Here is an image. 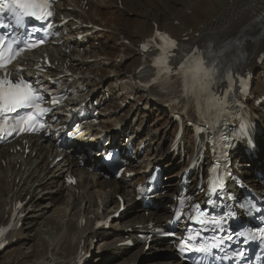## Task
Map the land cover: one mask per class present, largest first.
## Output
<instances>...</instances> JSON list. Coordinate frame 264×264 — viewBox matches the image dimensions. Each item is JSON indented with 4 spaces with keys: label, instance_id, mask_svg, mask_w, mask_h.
I'll return each instance as SVG.
<instances>
[{
    "label": "bare ground",
    "instance_id": "6f19581e",
    "mask_svg": "<svg viewBox=\"0 0 264 264\" xmlns=\"http://www.w3.org/2000/svg\"><path fill=\"white\" fill-rule=\"evenodd\" d=\"M171 1L176 2L177 0H65L58 5L59 15L74 17L88 26L92 25V27L83 28L71 22L69 24L70 35L65 38L64 47H73V52L68 55L62 50L56 51L51 48L52 61L60 62L61 70H66V72L77 76L71 86L82 93V97L78 101L87 103L96 100L98 106L95 109H98L99 115L104 117V124L88 129L86 134L92 133V135L86 142L80 144L82 148L80 155L85 162L84 167L76 159L75 152L67 155L63 151L53 155V151L48 146L50 142H53L50 138L40 146H38L37 140L29 141V149H31L29 154L14 155L4 149L0 150V159L7 161L5 169L0 165V224H4L6 217L17 210L19 202L24 203L20 211L24 215L23 224L18 230L10 232L8 240L11 243L20 244L19 247H25L27 252L21 254L29 257L33 255L34 247H36L35 255L48 250L49 256L44 258L41 254V261L38 262L34 259L36 263L52 264L50 263L51 258L55 259L60 255L64 259H71L72 262L74 260L72 257L79 250L84 251L85 255L88 254L86 242L89 240L92 243L93 238L102 233V230L93 228L95 221L116 212L119 208V201L115 196L123 197L126 209L135 205L131 182L103 179L96 173L99 164L95 155V151L98 149L97 142L102 137L115 139L114 133L126 123L131 112L135 118L141 116L146 126L150 128L154 124H158V122H152L156 119L154 118L155 111L158 121L165 123L164 128L153 131L150 141L147 140L151 136L148 134L145 139L139 142L138 145L144 143V149L137 152L140 159L129 164L138 172L134 182L142 180L150 166L158 164L162 166L165 158L172 161V158L167 156L168 148L164 150L163 145L170 135L174 108L164 106L162 95L157 90L144 91L136 87L137 82L146 81L152 77L150 68L145 67L140 71L138 69L153 55L150 52H144L139 47V44L152 34L153 23H158L160 29H165L172 35L183 39L181 42L189 47L199 45L206 49H212L210 52L212 57L218 56L220 51L233 52L232 50L235 49L233 54L242 59L244 68L250 74L260 65V58L264 54V20L262 18L264 0H216L222 7L217 11L206 10V15L202 5L207 6L210 3V6L213 7L212 0L208 2L206 0L204 2L203 0H184L175 15L171 16L172 19L170 18L160 25L159 13L163 12V8L167 10ZM70 3H73L72 10L67 9V5ZM126 12L134 14V17L128 16ZM149 21L152 22L151 26H149ZM94 26L104 27L110 33L93 34ZM126 30L129 32L128 35L125 33ZM89 33H91L93 42L88 36L81 41L77 39L79 35ZM118 37H121V40ZM127 40L129 45L125 44ZM95 42L99 43L96 45ZM47 51L50 52L49 49ZM222 67L229 74L230 61L224 60ZM206 72L207 76L203 77L205 84L202 87V92H199V95L202 96V104L206 107L214 105V99L223 103L227 95H220L211 87L210 69ZM67 79L65 78V80ZM186 87L189 88L188 85ZM103 92L110 93L111 100L107 99ZM117 93H120V96L117 97ZM133 94L138 96L136 104H132L130 101L132 98L130 95ZM252 95H255L254 100L263 98L264 86H255L252 89ZM118 99L122 100V103L114 104V101ZM143 100L144 102L141 104L140 102ZM123 105H125L124 108ZM252 105L254 117L263 121L264 106L256 108L254 104ZM125 108H128L126 113H124ZM158 111L164 114H159ZM189 116L191 121L193 112ZM184 123L186 124L187 120ZM138 131L139 128L131 136H134ZM183 139L189 147L188 139H192L190 128L185 130ZM71 147L74 145L69 144L67 148ZM33 152H36L35 156H33ZM60 155H64V159L54 164V160ZM238 160L240 161V170L245 174L247 172L244 168L246 165L241 155L236 157L235 162ZM171 167L165 165V172L170 171ZM184 168L166 174L168 194L179 184L178 177L181 176ZM252 168L259 171L264 166L259 167L252 164ZM90 169L93 171L90 172ZM67 171H71L77 176L79 191L65 185L64 174ZM250 182L252 186L261 189L258 179L251 178ZM37 188L38 192L34 194ZM48 193L51 195L47 196ZM28 195L32 196L27 199ZM158 205L155 210L149 211L148 217L143 215L138 206L132 216L119 219L112 226L115 236L111 239L101 238L98 240L101 244L94 254L100 252V257L96 258L95 263H91L92 261H89L91 256L83 264H109L108 261L111 260L113 254H116L113 264L136 262L142 255L144 246L140 251L131 252L132 260L124 258L123 263H119L124 250L117 249V244L123 241L126 229L131 228L133 232L126 234L135 237L137 225L161 222L167 218L169 206L167 202ZM51 207L57 209L58 215L44 218ZM128 212L127 214L132 213ZM83 220L85 221L84 226L82 225ZM30 230H33L34 235H29ZM56 237H59L58 240ZM83 240H85V244L81 247ZM152 247L156 249L155 246ZM165 250L169 252L167 256H170L171 259L166 256H158L160 259L147 261L146 264H182L173 259L174 253L171 246H166ZM158 252L161 253V251L155 253L158 254ZM150 253L147 254L146 259L157 257L155 253H151V257H149ZM100 260L101 262H99ZM103 260L104 263H102ZM68 262L61 264H69ZM71 262L70 264H72Z\"/></svg>",
    "mask_w": 264,
    "mask_h": 264
},
{
    "label": "rangeland",
    "instance_id": "374dc122",
    "mask_svg": "<svg viewBox=\"0 0 264 264\" xmlns=\"http://www.w3.org/2000/svg\"><path fill=\"white\" fill-rule=\"evenodd\" d=\"M182 1H184V0H177L176 2H170L168 5V9L166 10V9H162L163 10V12H160L159 13V15H160V25H162L163 23H165L166 21H168L170 18H171V16L172 15H175V12L180 8V5L182 4ZM189 1V0H188ZM205 0H203V2H204ZM209 0H206V2H208ZM211 1V0H210ZM212 4H213V7H211L210 6V3H209V5H207V6H203L202 5V7H203V11H204V13H205V15L207 14V12H206V10H214V11H217V10H219L221 7H222V5L220 4V3H218L216 0H212ZM210 8H209V7ZM187 8H189V6H187ZM122 10V9H121ZM169 10V11H168ZM171 10H173V11H171ZM172 12V13H171ZM204 15V14H203ZM131 17H134L133 15H130ZM172 19V18H171ZM152 20V19H151ZM150 22V21H149ZM151 24H152V22H150L149 23V26H151ZM123 29H124V24H123ZM125 33H126V35H128V31L126 30L125 31ZM118 39L119 40H121V37H118ZM119 62V61H118ZM255 76H257L258 77V79H261V80H264V73H262L260 70L259 71H257L255 74H254ZM118 94V95H117ZM116 95H117V97L118 96H120V93H117ZM156 111H155V114H154V118H156V120H153L152 122H158V124H154V126H153V129H157V127H159V126H161V125H164L165 123H164V121L163 122H159L158 121V117L156 116ZM156 126V127H155ZM57 209L56 208H51L50 210H49V213L47 214V215H45L44 216V218L45 217H51V216H57L58 215V211H56ZM50 214V215H49ZM29 235L30 236H32V235H34V232H33V230H30V232H29ZM58 238L59 237H56V240H58ZM100 240V239H99ZM94 242V243H93ZM87 243H88V247H90V244H89V241H87ZM99 242H98V240L97 239H95V240H93L92 241V244H93V246H95V249H94V252L92 253V258L89 260V261H92L91 263H95L96 262V258H98V257H100V252L99 253H96V254H94L95 252H97L98 251V248H99V245L100 244H98ZM27 245H31L30 243H26ZM20 246V244H15V243H11L8 247V249H7V251H2V252H0V264H35L36 263V261L35 260H37L38 262L39 261H41V254H43L42 255V257H47V256H49V251L48 250H44L42 253H40V254H38V255H35V253H36V247H34V249H33V252H32V254L33 255H31L30 257L29 256H27V255H24V254H21L22 252L24 253V252H27V249L25 248V247H19ZM11 249H13L12 250V252L10 251L9 252V250H11ZM157 251H161V253H159L158 252V254H156L155 252H157ZM151 253H155L156 255H157V257H153L152 259H146L147 258V256L146 257H139L137 260H136V262H133V261H131L132 262V264H146V262L147 261H152L153 259H160V257H158V256H166V257H168V258H170L171 259V257L170 256H167L168 254H166L167 252H166V250H164V249H161V248H158V249H153V251L151 252ZM151 253L148 255L149 257H151ZM110 255H112V254H110ZM113 257L111 258V260H109L108 262H109V264H113L114 262H115V259H116V254H113L112 255ZM120 256V255H119ZM155 256V255H154ZM37 258V259H36ZM118 258V257H117ZM124 258H127V259H131L132 260V258H131V256L130 255H128V254H124L123 255V257H122V259H121V261L119 262V263H123V259ZM31 259V260H30ZM35 259V260H34ZM52 260V261H51ZM51 260H50V263H52V264H56V263H62V262H68V260L69 259H64L63 257H62V255H60V256H57V258H55V259H53V258H51ZM70 262H71V259L69 260V264H70ZM99 262H101V260L99 261ZM98 262V263H99ZM102 263H104V260L102 261ZM36 264H39V263H36Z\"/></svg>",
    "mask_w": 264,
    "mask_h": 264
}]
</instances>
